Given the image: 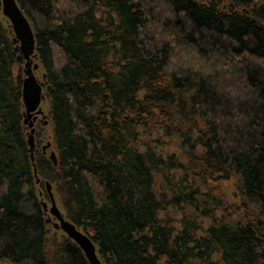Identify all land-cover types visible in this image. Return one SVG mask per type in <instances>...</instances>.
<instances>
[{"label": "trees", "instance_id": "16d2710c", "mask_svg": "<svg viewBox=\"0 0 264 264\" xmlns=\"http://www.w3.org/2000/svg\"><path fill=\"white\" fill-rule=\"evenodd\" d=\"M17 1L36 34L58 165L35 150V175L25 61L0 8V264H90L51 236L46 182L103 264H264V0ZM140 128L178 137L185 162L141 151ZM176 170L180 230L156 190ZM233 177L241 217L218 219L202 188ZM201 218L213 221L204 236Z\"/></svg>", "mask_w": 264, "mask_h": 264}, {"label": "rangeland", "instance_id": "374dc122", "mask_svg": "<svg viewBox=\"0 0 264 264\" xmlns=\"http://www.w3.org/2000/svg\"><path fill=\"white\" fill-rule=\"evenodd\" d=\"M1 1V0H0ZM202 3L211 2L212 0H198ZM261 1V0H260ZM1 8V5H0ZM2 15V14H1ZM35 63L39 64V61L36 59ZM23 75L25 64H23ZM36 76L39 80L43 81V69L39 68L36 71ZM144 95V92H141V97ZM42 109L44 111V116H39V120L35 126L36 129V153L41 151L43 152V146L50 143L52 140V127L49 124V121L47 120L48 117V110L49 105L48 103L43 102L42 103ZM30 130V129H29ZM30 132V131H29ZM139 132L141 134L140 139V149L141 151H145L147 149H154L157 151L161 156H163L164 159L168 160L170 157H175L179 161L185 162V156H184V149H182L181 140L178 137H167L162 129H156V130H149L140 128ZM52 150H48V153L45 154L49 157V154ZM184 174L182 171L176 170L169 173H165L164 177L157 176L156 178V190L159 194H164L168 200L167 203V209L162 211L160 213L161 218L169 217L174 220L175 227L177 230L182 229L181 220L183 218V213L186 212V202L184 201V198L181 199L178 205H175L172 203L171 199H173L174 196L179 195L174 192H170L169 188L170 185H174L176 182L182 183ZM184 183V182H183ZM192 183L187 182L186 185H191ZM53 186V185H52ZM45 196L42 197V200L44 203H49L50 200L46 198L48 195L46 187L42 189ZM53 192L55 195V199L57 201V204L59 208L63 211V207L61 204V199L56 191L55 186H53ZM202 193L204 195H210V205L209 208L212 209L211 212L216 218H222L227 216V220L234 221L235 219H238L241 217L242 210L240 212L239 208L242 206L243 196L240 189V181L238 178L233 177L230 180H222L218 182L217 184H211L208 188H202ZM170 199V200H169ZM215 199H218L219 203L222 204L220 208L217 206H213V203H215ZM225 208L228 209V213L225 212ZM49 219V215H48ZM211 219H204L201 218L199 220L200 225L202 226V230L198 232L199 236L206 235V232L212 225ZM49 230L51 236H57V238L60 240L62 238V235L64 234L62 231H58L54 229L53 225H49ZM220 256H215V259H219Z\"/></svg>", "mask_w": 264, "mask_h": 264}, {"label": "water", "instance_id": "95a60500", "mask_svg": "<svg viewBox=\"0 0 264 264\" xmlns=\"http://www.w3.org/2000/svg\"><path fill=\"white\" fill-rule=\"evenodd\" d=\"M0 5L3 16L8 19L12 26L15 40L19 42L21 57H23L25 61V78L22 83V96L25 107V124L30 129L29 146L31 150V159L34 163L35 175L37 176L38 170L35 164V123L39 116H46L42 109V103L45 100L44 82L39 80L36 76V71L40 68V65L35 63V60L37 59L36 34L31 22L25 15L17 0H1ZM51 148L52 144L50 142L43 146V152L47 154L48 150H51ZM49 158L55 166L58 165V158L55 151L52 150L50 152ZM46 189L51 205L49 206V203H43V207L49 215L48 223L52 224L54 229L62 231L70 240L75 242L83 251L90 264H103L99 257L97 247L92 239L75 223L67 219L63 211L59 208L53 192V186L50 182H46Z\"/></svg>", "mask_w": 264, "mask_h": 264}, {"label": "flooded vegetation", "instance_id": "af4514ba", "mask_svg": "<svg viewBox=\"0 0 264 264\" xmlns=\"http://www.w3.org/2000/svg\"><path fill=\"white\" fill-rule=\"evenodd\" d=\"M40 118V117H39ZM39 118H38V120H39ZM38 120H37V122H38ZM37 122L35 123V126H36V124H37ZM44 153V152H43ZM45 154V153H44Z\"/></svg>", "mask_w": 264, "mask_h": 264}]
</instances>
